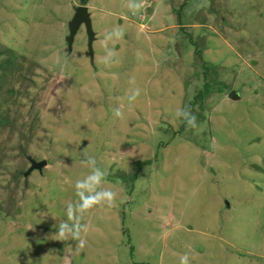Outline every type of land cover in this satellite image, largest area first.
Masks as SVG:
<instances>
[{"label":"rangeland","instance_id":"1","mask_svg":"<svg viewBox=\"0 0 264 264\" xmlns=\"http://www.w3.org/2000/svg\"><path fill=\"white\" fill-rule=\"evenodd\" d=\"M79 6L0 0V264H264V0H89L92 55Z\"/></svg>","mask_w":264,"mask_h":264},{"label":"clouds","instance_id":"2","mask_svg":"<svg viewBox=\"0 0 264 264\" xmlns=\"http://www.w3.org/2000/svg\"><path fill=\"white\" fill-rule=\"evenodd\" d=\"M139 95V90H136L131 99H135ZM116 116H121L122 113L119 110L115 112ZM176 115L178 117H183L187 120V123L195 127L196 117L186 110H178ZM88 164L91 171L84 178L76 181L75 187L77 190V195L81 197V202L78 208L81 213L87 210V208L93 206L94 204H99L101 202L107 201L112 203L114 200L115 193L107 190H100L101 185L104 182L105 173L96 167V161L94 158H89ZM60 236L63 239H80V229L78 226L69 225L68 223H61L59 225ZM81 246H83L84 241L80 239ZM182 264H187V257H184Z\"/></svg>","mask_w":264,"mask_h":264},{"label":"water","instance_id":"3","mask_svg":"<svg viewBox=\"0 0 264 264\" xmlns=\"http://www.w3.org/2000/svg\"><path fill=\"white\" fill-rule=\"evenodd\" d=\"M84 27L86 30V35L88 38V47L89 51L92 52V43L95 41V32L92 29V23L90 20V15L88 13V9L86 7H78L74 11V15L71 20L68 22V36L66 37L67 46L72 49V45L74 43L75 37L80 30L81 27ZM229 98L232 100H238L235 92H232L229 95ZM28 162L30 164V168L28 169L27 174H25V178L29 176L32 172L38 171L42 173L43 169L48 165L46 161L36 162L35 160L28 158Z\"/></svg>","mask_w":264,"mask_h":264},{"label":"trees","instance_id":"4","mask_svg":"<svg viewBox=\"0 0 264 264\" xmlns=\"http://www.w3.org/2000/svg\"><path fill=\"white\" fill-rule=\"evenodd\" d=\"M80 2H81V5H86V4H88L89 0H80ZM10 56H11L12 59H9L7 62H3L0 65L1 70L4 72L0 76V80L3 81V82H6V75L8 73V72H5V71H7L12 66L13 60L16 59L15 56H13V55H10ZM19 56H21V55H19ZM205 90L206 91L209 90V85L205 86ZM8 93H9L10 96H14L16 94V92L14 90H12V92H8ZM33 118H34V120L31 119L32 122L30 123V130H29L30 135H27L28 136L27 137V141L29 140V143H31L32 137H34V134L36 133V124L35 123H37V122L41 123V119H40V117H39V115L37 113H36V116H34ZM185 125H189V124L185 121ZM24 126L25 125H23V127ZM37 131H38V127H37ZM22 137H26V135H23ZM52 141H53V138H50L51 145H53ZM29 143H28V145H29ZM20 154H21L20 157H23L22 154L25 155L26 153L21 152ZM24 162H26V161H24ZM49 162H51V161L49 160ZM48 164H50V163H48ZM21 172H22V169L16 170V172H14V178L15 179H21L22 178V175L20 174ZM11 201H13V203ZM14 201H15V199L13 197H10L6 201H4L3 204H0V210L2 211V215H6V217L11 216V212H10L11 210L10 209H11L12 205H14Z\"/></svg>","mask_w":264,"mask_h":264},{"label":"bare ground","instance_id":"5","mask_svg":"<svg viewBox=\"0 0 264 264\" xmlns=\"http://www.w3.org/2000/svg\"><path fill=\"white\" fill-rule=\"evenodd\" d=\"M87 5L88 4H86V5H81V6H79V7H86L87 9H88V13H89V15H90V20H91V14H90V12H89V8L87 7ZM78 8V7H77ZM91 23H92V20H91ZM83 27V26H82ZM81 27V28H82ZM80 28V29H81ZM85 29V28H84ZM92 29H93V31H94V28H93V23H92ZM79 32V31H78ZM85 32H86V30H85ZM96 33V32H95ZM78 34V33H77ZM87 36V35H86ZM95 37H96V34H95ZM87 42H88V38H87ZM94 42V41H93ZM89 48V47H88ZM92 52H90L91 53V55H92V53H93V43H92ZM48 164V163H47ZM34 172H38V171H34ZM43 172V171H42ZM39 173V172H38Z\"/></svg>","mask_w":264,"mask_h":264}]
</instances>
